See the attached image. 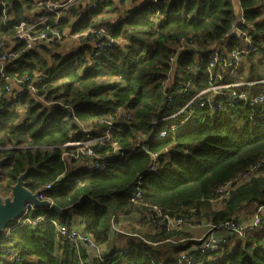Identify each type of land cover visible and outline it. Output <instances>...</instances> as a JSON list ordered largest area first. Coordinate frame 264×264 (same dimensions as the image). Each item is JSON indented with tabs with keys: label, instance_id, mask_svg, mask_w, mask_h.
<instances>
[{
	"label": "trees",
	"instance_id": "1",
	"mask_svg": "<svg viewBox=\"0 0 264 264\" xmlns=\"http://www.w3.org/2000/svg\"><path fill=\"white\" fill-rule=\"evenodd\" d=\"M44 1L0 0V43L17 54L0 72V190L6 194L25 171L31 190L52 182L47 195L60 207L83 197L62 213H31L42 219L10 230L0 264H264V102L233 101L227 88L183 108L212 83L264 79V0H238V14L233 0H96L61 12L57 27L81 33L73 50L61 39L26 47L15 28L39 17ZM113 10L114 17H101ZM234 23L256 48L235 67L210 64L212 48L230 60L231 48L244 46ZM99 27L108 33H88ZM92 41L105 44L95 57ZM22 73L41 76L44 101L28 91L12 99L7 80ZM219 102L226 106L211 108ZM108 120L110 138L91 156L61 157L77 150L65 143L85 139L86 128L97 136ZM94 159L106 167L89 166ZM136 190L141 196L132 201ZM250 205L255 212L243 236L231 233L213 251L192 247L200 242L193 224L211 229ZM53 219L90 235L104 246L100 255L62 238ZM7 247L19 261L4 257Z\"/></svg>",
	"mask_w": 264,
	"mask_h": 264
},
{
	"label": "built area",
	"instance_id": "2",
	"mask_svg": "<svg viewBox=\"0 0 264 264\" xmlns=\"http://www.w3.org/2000/svg\"><path fill=\"white\" fill-rule=\"evenodd\" d=\"M96 0H57V1H44L41 2V14L39 17L34 19L31 22H26L24 20L20 21V23L15 28L14 37L18 41H24L26 47H31L32 44L35 41H46L50 43L58 42V40L62 39L65 35V31L61 30L57 27L58 19L61 15V12L63 10H67L71 7H75L76 5H80L81 3H90L91 6H94L96 4ZM240 22H243L241 18L239 19ZM235 30L239 33V36L241 37V40L244 41V46L235 45L231 48L229 51V54H231L230 60H226L222 55H220L219 50L217 47H214L211 49V52L209 54V60L210 64H213L214 62H217L218 60H221L225 64L233 65L234 67L238 64V62L241 60L240 57L242 54H245V52H248L249 50H254L256 47L253 45L252 40L250 39V36L248 35L247 31L241 32L238 30V28L235 26ZM106 29L103 27H99L98 30H91L88 33H94L96 36L99 34L106 33ZM87 32L82 33V35L88 34ZM108 33V32H107ZM81 33H77V35L72 36L74 39L78 38V36ZM107 38H110L107 35ZM113 39H109V42H112ZM94 45H96V51L91 55L92 57H95L96 55H99L104 47V43L102 41H92ZM109 45V44H108ZM3 48V49H2ZM0 49H2V52H0V72H2L4 64L12 62L17 54L12 52V50L6 49L3 46V43H0ZM175 56H171L170 60H173ZM227 62V63H226ZM41 82V76L35 75L30 76L28 73H22L20 77L16 78H8L6 91L10 94L13 100H16L17 98H20L23 91L27 90L29 91L38 101H44L43 95L39 91V85ZM245 84H261L262 86L252 89V94H249L245 91H243V86ZM232 88V91L230 93V90L227 92V95H229L230 99L234 100H250L252 103H262L264 102V79L262 80H254V81H227L224 82L223 80L218 83H212L209 85V87L200 90L196 92L192 97H190V100L185 104V107H188L192 101L195 99L200 100V105L204 104L205 101H209V99H203V94L213 91L216 93H219L222 89ZM233 104V103H232ZM226 106V103L219 102L216 104H211L212 109H216L217 107ZM182 108V109H183ZM181 109V110H182ZM2 110V109H1ZM181 110L177 111L179 113ZM173 115L162 118L154 119V122H157L159 120H164L167 118H171ZM184 119H182L178 125L184 123ZM108 127L104 130V132L98 134L94 137H89L91 129L86 128L85 130L88 131L87 135H85V139L79 140V141H72L67 142L64 144V146H76V151H72L71 156L73 158H82L81 155L84 156H91L93 153V150H96L99 146L102 145L103 142L108 140L110 137V126L112 125L111 120L107 121ZM178 125L174 124L172 128H176ZM165 130H161L158 133V136L162 137L165 134ZM71 151V150H70ZM68 151V152H70ZM67 153V151L62 152L63 154ZM65 158V157H63ZM89 166L92 168H105L106 163L100 161V160H89ZM153 167V166H152ZM151 167V168H152ZM52 182H47L43 184L41 188H38V198H50L47 195V191L51 188ZM224 187H218L217 190L222 193L224 191ZM141 196V192L136 190V194H134L131 197L132 201H136L137 198ZM35 206L30 201H26L24 205V216L27 215L26 213L29 210H32ZM259 210H261V206L258 207ZM37 219H42V217H38ZM44 219V218H43ZM27 220V217L24 219L19 220L17 223L18 225H22ZM54 226L57 228V232L62 236V238L69 240V242L73 245H79L84 244L87 246V248L94 250L98 252L100 255L101 247L99 244H97L87 233L83 231H79L75 226L68 225L67 223L59 222L58 220H52ZM260 223V218L258 214L254 215L253 220L251 221V225H258ZM248 227H245L243 225V220L241 219H231L228 221H225L219 225H213L211 229L200 237V242L197 245H193V248H199L202 251H213L217 248L219 242H222L225 240V238L228 237V235H231V233H235L236 235L243 236V234L246 232ZM7 235V234H5ZM4 257L7 259H15V261H19L20 257L18 256V252L15 251L13 248L7 247L4 250ZM181 259L185 260L186 263H190L191 256H188V254L183 253L181 255ZM181 262V261H180Z\"/></svg>",
	"mask_w": 264,
	"mask_h": 264
},
{
	"label": "water",
	"instance_id": "3",
	"mask_svg": "<svg viewBox=\"0 0 264 264\" xmlns=\"http://www.w3.org/2000/svg\"><path fill=\"white\" fill-rule=\"evenodd\" d=\"M236 22L239 23L240 20L238 19ZM235 24L236 23H234L233 28L236 26ZM5 159L6 158L4 156L0 157V176ZM24 175L25 171L17 175L16 181L10 184L6 194H3L0 190V232H2L20 215V213L24 210L26 201H30L35 207H49L56 213H62L63 211H67L76 205L83 197V195H81L76 202L60 207L50 198L39 199V190L29 189L25 184L26 181L24 179Z\"/></svg>",
	"mask_w": 264,
	"mask_h": 264
},
{
	"label": "rangeland",
	"instance_id": "4",
	"mask_svg": "<svg viewBox=\"0 0 264 264\" xmlns=\"http://www.w3.org/2000/svg\"><path fill=\"white\" fill-rule=\"evenodd\" d=\"M117 0H114V2H116ZM114 14H115V12H114V10L113 11H108V12H104L103 14H101V17H114ZM76 16H77V14L75 15V16H73V19H75L76 18ZM66 32H68L67 30L65 31V34H67ZM61 42H62V44L63 45H66L67 47H70V49L71 50H73L75 47H73V46H75V45H77L76 44V42H74V38L73 37H71L70 35H65L62 39H61ZM71 153H72V151H70V152H67V153H65V154H63V157H65V159L67 158V157H72L71 156ZM254 206L253 205H250L249 207H247L246 209H244V210H242L241 212H240V214H241V216H240V218H241V221L243 220V225L245 226V227H247V226H249V224L250 223H248V222H246L245 220L247 219V217L250 219V218H252V216H253V214H254ZM12 223V222H11ZM191 229H192V232H193V234H194V236L196 237V238H200V237H202L209 229H208V226L207 227H205V225L204 224H193L191 227H190ZM126 237H124L121 241H120V245L121 246H123V247H125L126 246ZM103 248H104V246H103ZM102 248V249H103ZM191 249H192V247H191Z\"/></svg>",
	"mask_w": 264,
	"mask_h": 264
},
{
	"label": "bare ground",
	"instance_id": "5",
	"mask_svg": "<svg viewBox=\"0 0 264 264\" xmlns=\"http://www.w3.org/2000/svg\"><path fill=\"white\" fill-rule=\"evenodd\" d=\"M15 40V39H14ZM19 42V41H18ZM17 42V43H18ZM21 43V42H20ZM25 91H27V90H25ZM29 92V91H28ZM23 93H24V91L22 92V94H21V96H20V98H17L16 100H19V99H21V97H22V95H23ZM61 157H62V155H61ZM136 194V193H135ZM51 200H52V198H50ZM53 201V200H52ZM39 209H41V208H38V207H34L32 210H29L26 214L27 215H25L24 216V214H23V212L25 211V210H23L21 213H20V215L12 222V223H10L2 232H0V244H1V242H3V240L4 239H6L7 238V236L10 234L9 232H10V230H12V229H14V228H16V227H18V226H20V225H18V221L19 220H21V219H24L25 217H27V220L25 221V222H27V221H31V222H33V223H36L39 219H37L39 216H36L35 218H31V213H33V212H35L36 210H39ZM24 224V223H23ZM5 234H7V235H5ZM10 248H12V247H10Z\"/></svg>",
	"mask_w": 264,
	"mask_h": 264
},
{
	"label": "crops",
	"instance_id": "6",
	"mask_svg": "<svg viewBox=\"0 0 264 264\" xmlns=\"http://www.w3.org/2000/svg\"><path fill=\"white\" fill-rule=\"evenodd\" d=\"M232 2H233L234 5H235L236 14H238V13L240 12V6H239V3H238V0H233ZM238 17H239V19H240V16H238ZM235 25H236V24H235ZM245 209H246V208H245ZM100 247H101V250H102L103 245H100ZM91 252H94V253H95V251H93V250H91Z\"/></svg>",
	"mask_w": 264,
	"mask_h": 264
},
{
	"label": "clouds",
	"instance_id": "7",
	"mask_svg": "<svg viewBox=\"0 0 264 264\" xmlns=\"http://www.w3.org/2000/svg\"><path fill=\"white\" fill-rule=\"evenodd\" d=\"M255 85H256V88L262 86L261 84H255ZM256 88H253V89H256ZM194 94H195V93H194ZM194 94H193V95H194ZM193 95H192V96H193ZM192 96H191V97H192ZM195 100H196V99H195ZM192 102H194V101H192ZM192 102H191V103H192ZM199 102H200V100H199ZM199 105H200V103H199ZM185 108H187V107H185ZM185 108H184V109H185ZM181 109H182V108H181ZM181 109H180V110H181ZM184 120H186V118H184ZM179 122H180V121H179ZM184 122H185V121H184ZM180 125H181V124H180Z\"/></svg>",
	"mask_w": 264,
	"mask_h": 264
}]
</instances>
